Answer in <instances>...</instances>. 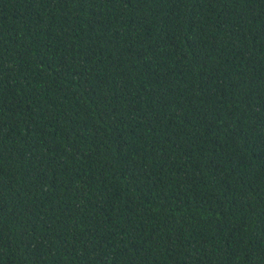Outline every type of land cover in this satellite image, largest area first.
Listing matches in <instances>:
<instances>
[{
  "label": "trees",
  "instance_id": "trees-1",
  "mask_svg": "<svg viewBox=\"0 0 264 264\" xmlns=\"http://www.w3.org/2000/svg\"><path fill=\"white\" fill-rule=\"evenodd\" d=\"M0 264H264V0H0Z\"/></svg>",
  "mask_w": 264,
  "mask_h": 264
}]
</instances>
